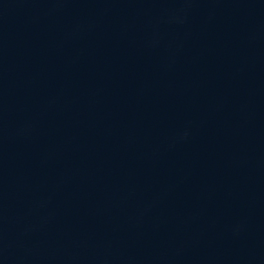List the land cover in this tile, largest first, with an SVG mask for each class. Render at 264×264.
<instances>
[{"label": "water", "instance_id": "95a60500", "mask_svg": "<svg viewBox=\"0 0 264 264\" xmlns=\"http://www.w3.org/2000/svg\"><path fill=\"white\" fill-rule=\"evenodd\" d=\"M0 264H264V0H0Z\"/></svg>", "mask_w": 264, "mask_h": 264}]
</instances>
